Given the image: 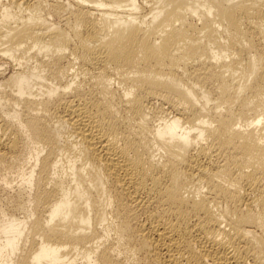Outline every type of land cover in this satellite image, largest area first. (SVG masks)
Returning a JSON list of instances; mask_svg holds the SVG:
<instances>
[{
	"label": "bare ground",
	"instance_id": "bare-ground-1",
	"mask_svg": "<svg viewBox=\"0 0 264 264\" xmlns=\"http://www.w3.org/2000/svg\"><path fill=\"white\" fill-rule=\"evenodd\" d=\"M0 159V264H264V0H0Z\"/></svg>",
	"mask_w": 264,
	"mask_h": 264
},
{
	"label": "rangeland",
	"instance_id": "rangeland-1",
	"mask_svg": "<svg viewBox=\"0 0 264 264\" xmlns=\"http://www.w3.org/2000/svg\"><path fill=\"white\" fill-rule=\"evenodd\" d=\"M7 169L5 167V162L0 159V177L4 176L7 173ZM11 189H3L0 188V220L3 219L4 213L11 212V203L9 201V196L12 194L13 191ZM18 214V213H17Z\"/></svg>",
	"mask_w": 264,
	"mask_h": 264
}]
</instances>
